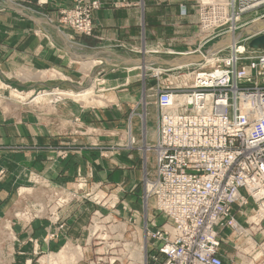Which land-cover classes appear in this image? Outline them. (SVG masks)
<instances>
[{"label": "rangeland", "instance_id": "374dc122", "mask_svg": "<svg viewBox=\"0 0 264 264\" xmlns=\"http://www.w3.org/2000/svg\"><path fill=\"white\" fill-rule=\"evenodd\" d=\"M181 1L193 2L197 14V23L189 25L192 28L193 37L198 39L194 49L176 50L174 46L176 39L164 40L162 44L156 41L153 46L145 50L144 55L149 57L142 56L143 64L137 69L124 63V60L120 61L119 58L122 57L106 56L110 59L108 63L97 62L98 66L94 68L84 66L85 71L92 72V74L87 73V78L93 75L94 84L76 89L74 88L76 81H71L60 69V67L64 68V64L57 63V35H54L56 41L54 37L47 38L48 35L42 28L33 25L32 21L29 22L26 20L28 18L22 15L27 14L28 11L42 12L30 6L31 4H37L38 7L45 5L39 4L37 0L36 3L33 0L31 2L25 0L23 3L18 0H0V127L12 128L15 132L29 127L36 135L35 139L31 138L32 145L39 150L28 165L25 161L15 164L7 160L0 168V187L6 185L2 188L6 190V194H3L5 193L2 192L3 190L0 191V264L16 262L18 251L14 244L17 236L13 225L17 223L30 225L44 222L48 230L45 241H49L52 245L57 242L50 252L64 259L60 252L65 249V246L59 242L60 239L65 238V235L68 236L70 222L80 211L85 215L83 217L85 221L80 220L85 226L84 237L82 243L78 241L71 244L68 241L70 243L68 246L71 245L73 252L83 255L87 253L86 255L91 258L89 264H144V257L148 264L147 249L151 247V244L145 238V221L147 218L154 217L159 225L165 223V218L161 214L158 215L154 208V200L145 196L144 178L146 174L149 177L153 176L155 171L152 173L147 171L149 151H146L144 146L154 143L143 141L138 151L134 149L138 140L131 131V121L135 114L132 112L129 117L132 105H124L123 110L117 108L118 105L110 104V108H106L108 104L106 106L104 92H102L106 87V76L102 71H110L108 73L111 76L118 74L121 67H125L126 72L134 77L132 85L141 95L137 108L140 109L138 111L143 121L144 133L147 112L154 115L151 126L157 128L155 116L158 117L159 112L158 90L167 85L182 88L190 85L194 71V67L178 69L174 64L171 66L156 64L155 61H151L153 57L159 55L164 60L177 61L183 56H189L183 55L187 52L199 49L201 53L205 50L211 51L215 49L213 46L215 43L223 39L227 40L228 37L231 41L236 40L241 45L248 46L249 38L252 36H242L245 32L244 28L257 18L264 16V9L244 13L241 20L237 22L234 33L223 34L205 44V33L202 32L198 22L200 5L202 2L231 3L232 0ZM185 14L186 12H181V15ZM61 22H63L62 14ZM193 25L195 27H192ZM29 30L40 33L43 37L46 36V41H35L34 49L36 61H38V65L35 66L27 65L25 59L28 44L34 40L17 39L18 35H23L22 32ZM221 31L224 30L217 32ZM74 32L86 36L93 33L92 31L87 35L75 30ZM182 40L180 38L179 42L183 43ZM72 41L76 42L73 39ZM46 42L47 46H43ZM135 51L141 54V48H136ZM229 53L230 48L222 54ZM127 56L123 57L128 58ZM47 57H50L49 61ZM209 59L212 61V57ZM191 63L198 65L205 61L203 58L199 62ZM242 63L246 65L249 60H243ZM212 66L210 62L205 69H212ZM113 69L117 71L113 72ZM72 70L74 71V68ZM118 76L115 75L112 78L118 79ZM65 81L71 82L73 85H69L73 87L63 86L61 83ZM79 85L83 84L79 83ZM73 103L77 107H74L76 105H72ZM61 106L65 107L64 111H61ZM73 110L77 112L76 115L73 114ZM126 110L127 112L123 114ZM62 114L68 116L64 125H67L69 129H77L80 133L77 136V143L68 141L69 137L65 138L58 134ZM126 132L129 137L125 145L122 144V135ZM6 138L11 137H5V140H8ZM123 145L127 147L130 155H134L135 152L139 157V151L142 153L139 168L129 169L122 166L125 154L120 148ZM76 151L84 168L77 172L76 178L68 172L66 182L60 175L59 160H66L72 152ZM112 166L115 168H111ZM104 167L108 171H104ZM107 172L109 177L114 176L115 180L106 178ZM254 209L253 202L248 207L242 208L244 213H241L239 209L243 218H240L238 222L245 228L251 226ZM221 234L223 241L220 246V256L224 264H264V246H260L264 236L261 235L263 239L259 241L256 239L258 235L256 234L255 241H251L231 228L225 229ZM255 242L258 244L256 245ZM80 244H84V247ZM67 249L69 250L68 247ZM51 254L52 256L49 257V254L45 253L46 257L39 263L38 259H35V264H46L49 261L57 263V260H51L56 257L53 253Z\"/></svg>", "mask_w": 264, "mask_h": 264}, {"label": "built area", "instance_id": "2783aa9c", "mask_svg": "<svg viewBox=\"0 0 264 264\" xmlns=\"http://www.w3.org/2000/svg\"><path fill=\"white\" fill-rule=\"evenodd\" d=\"M72 3L61 11L63 23L91 34L93 12L103 1ZM260 9L264 0L202 2L198 22L204 43L234 33L244 13ZM228 48L230 53L223 55ZM211 51L201 53L203 64L176 65L194 67L190 85L158 90L155 142L144 146L154 151L156 161L155 174L144 178L145 196L165 218L160 225L154 217L145 221V238L151 244L147 261L152 264H224L221 231L231 228L251 241L256 234L264 236V49L233 40ZM210 62L212 69H205ZM251 202L254 215L245 228L233 207L244 213L242 208Z\"/></svg>", "mask_w": 264, "mask_h": 264}, {"label": "crops", "instance_id": "0c3cea01", "mask_svg": "<svg viewBox=\"0 0 264 264\" xmlns=\"http://www.w3.org/2000/svg\"><path fill=\"white\" fill-rule=\"evenodd\" d=\"M18 1H20V3H23L25 0ZM27 1L31 2L32 0ZM33 1L35 2L36 0ZM102 1V7L93 12L94 29L92 35L90 36L78 35L71 27L61 22V11L66 8H70L73 5L72 0H50L49 4L43 7H38L37 4H31L30 6L38 8L42 12L35 13L32 11H28L27 14H22L23 16L28 18L26 20H29V22L32 21L31 23L33 25L42 28L48 35L47 38H49V36L53 38L55 34L57 35L58 42H60L58 43L54 37V41H56L58 45L57 63L59 65L64 64V68L60 67V69L65 73L66 76H68V78L71 79V81H76L74 85V88L76 89L94 84V80L92 78L93 75H90L87 78V73L89 72L92 74V72L85 71L84 66L88 68H94V66H98L97 64L100 62L104 61L108 63L110 59H107L106 56H113L115 58L122 57L119 58L120 61L124 60V63H128V65L132 66L133 69H137L140 68L139 65L143 64L142 56H145V50L153 46V43H156V41H158V44H162L164 40L176 39V43H174V46L176 50L180 51L194 49V46H197L198 44V39H195V37H193L194 35L191 33L192 28L191 26H189L191 24L197 23V14L195 13L193 2L191 1ZM185 3L186 5H184ZM184 11L186 12V14L181 15V12ZM192 27H195V25H193ZM21 34L23 35H18L19 37L17 39L20 40L21 38V40H23L26 38L27 41L34 40L33 42H30L28 44L29 47L25 55L27 65H38L34 49L35 41H46V36L43 37L42 35H40V33H34V31L30 30L25 33L22 32ZM180 38L183 39V43L179 42ZM72 39L76 42L72 41ZM43 46H47V42ZM136 48H141V54H138V52L135 51ZM121 55H128V58ZM145 57L148 58L149 56ZM160 57L162 56H155L151 59V61H155L154 63L160 65H173L172 62L174 59H172V61H169L164 60ZM47 58V61H49L50 57ZM44 61L46 62V59H44ZM68 66L70 68H68ZM72 68H74V71L72 70ZM113 70V72L117 71V69ZM126 71L127 69H125V67H121L118 70V74L112 73L117 76L120 75L118 76V79H113L112 76L115 75L110 76V74L108 73L110 71H102L104 76H106V87L102 92H104L103 95L106 101V106L108 104L106 108H110V104L118 105L117 108L123 110L125 108L124 105H132L130 108L131 111L129 117L131 116L132 112L135 113L131 121V131L138 140V143L134 145V149L138 151V149L143 145L144 142L151 144L155 142L157 128L151 126L154 120V115H150V113L147 112V122H145L146 130L143 133V121L141 119V116L139 115L140 112L138 110L140 109L137 108V105L141 101V95L139 94L138 90H136V88L132 85V82H134V77ZM79 83L83 85L80 86ZM61 84H63V86L65 87L73 85L71 82L67 81ZM72 105L76 104L73 103ZM74 107H77V105ZM60 109L61 111H64L65 107L61 106ZM72 112L74 115H76L77 113L74 110ZM126 112L127 110L124 111L123 114H125ZM60 117L61 123L58 134L60 136H64L65 138L69 137L68 141L77 143V136H79L80 133H78L77 129H69L67 125H64L66 119H68L67 115L62 114ZM155 117L157 123V115ZM35 136V133H33V131L29 129V127L22 128L21 130H18L16 132L12 128L0 127V168L3 167V164L7 160H10L15 164H17L19 161H25L27 162V165L29 164V162H32L34 156H36V151H39L38 148L34 147L31 142V138L35 139ZM5 137L11 138H6L8 140H5ZM128 137V132H126L125 135H122V144H125L127 142ZM125 145L120 148L124 151L125 154V159H122V166L129 169L139 168L142 153L139 151V157L135 152L134 155H130L129 150L126 149L127 147ZM77 155V151L72 152L66 160H59V171L60 175L64 177V181L68 180V172L69 175H72L74 177L76 174H78V171L83 170L84 166L81 161H79V156ZM147 161V171H149L150 173L154 172L156 167L154 152L148 153ZM111 168L115 167L112 166ZM104 169V171H108L106 167H104ZM141 175L143 177V171ZM108 177L109 172L106 173V178ZM109 178L110 180H115L114 176H110ZM1 186L2 187H0V191H2V188H4V186L6 185ZM2 192H5L3 194H6V190H3ZM76 214L77 215L73 217L72 222H70V226L68 228V236L65 235V238L60 239L59 242V244L63 243L62 246H65L64 250H62L61 252L59 251L60 254H63L61 256L64 259H61L60 256L55 255L54 252H50L57 242L52 245V243H50L49 241H45L46 233L48 232V230L46 229L47 225L44 222L43 224L31 223L30 225H20L19 223L14 224L13 230L17 236L14 246H16V249L18 251L15 264H35V259H38V263L42 262L41 259H44L46 257V255H44L45 253H48L49 257L50 255L52 256L51 253H53L56 257L51 260H57V263H55L56 261H49L46 264H89L91 258L86 255L87 253L83 255L82 253L80 254L73 252L74 250H71V245L68 246V244H70L68 243V241H70L71 244L78 243V241L82 243L83 241V228H85V226L82 222H80V220L85 221V219L83 218L85 217V215L81 213V211ZM233 214L238 221L240 218H243V216L239 213V207L236 205L233 207ZM256 239L262 241L263 237L258 234L256 236ZM80 245H83L84 247V244ZM67 247L69 248V250L67 249ZM143 250L145 252V248H143ZM144 264H146L145 257ZM148 264L152 263L149 261Z\"/></svg>", "mask_w": 264, "mask_h": 264}, {"label": "water", "instance_id": "95a60500", "mask_svg": "<svg viewBox=\"0 0 264 264\" xmlns=\"http://www.w3.org/2000/svg\"><path fill=\"white\" fill-rule=\"evenodd\" d=\"M245 32L242 34V36H254L248 43L249 48L251 49H264V16L257 18L252 23L247 25L245 28ZM229 38V37H228ZM225 40V39H223ZM221 40V41H223ZM221 41H218L215 43V49L221 48ZM231 41V40H230ZM228 45V44H227ZM226 45H223L224 47ZM183 61L185 62H199L203 60V55L197 54V55H191L189 56H183ZM172 64L176 65V61H173Z\"/></svg>", "mask_w": 264, "mask_h": 264}, {"label": "bare ground", "instance_id": "6f19581e", "mask_svg": "<svg viewBox=\"0 0 264 264\" xmlns=\"http://www.w3.org/2000/svg\"><path fill=\"white\" fill-rule=\"evenodd\" d=\"M230 43H232V41H230V39H228L227 38V40H224L220 45H221V47L225 44V45H227V44H230ZM213 52V50L211 51V53ZM183 55H187V54H183ZM191 56V55H190ZM189 56V57H190ZM211 58V56L209 55L208 56V58ZM177 63H176V65H180V64H182V63H184L183 62V58H180V59H177V61H176ZM75 93V92H74Z\"/></svg>", "mask_w": 264, "mask_h": 264}]
</instances>
